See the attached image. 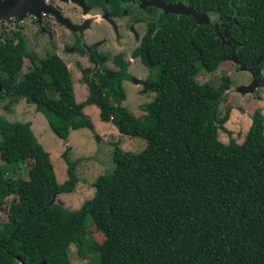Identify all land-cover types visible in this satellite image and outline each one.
<instances>
[{
  "label": "trees",
  "instance_id": "obj_1",
  "mask_svg": "<svg viewBox=\"0 0 264 264\" xmlns=\"http://www.w3.org/2000/svg\"><path fill=\"white\" fill-rule=\"evenodd\" d=\"M191 3L198 13L221 16L222 34L191 15H165L133 53L154 74L149 88L157 95L143 106L144 119L122 105L128 72L121 58L117 72L97 73L87 99L75 103L57 54L39 58L14 35L0 40L7 92H0V101L34 103L62 139L70 128L93 129L82 109L94 102L102 121L146 142L138 152L115 147L112 171L96 178L93 196L70 210L53 197L68 191L74 178L58 185L31 123L0 115V207L14 198L0 224V264H70V245L81 240L87 217L105 235L89 246L94 264H264V114L254 110L244 139L227 153L216 130L227 119L218 114L227 82L216 87L207 81L199 93L184 92L201 69L216 71L233 52L264 76V0ZM24 58L32 67L20 75ZM51 86L57 96L48 92ZM30 157L34 167L24 178L21 164Z\"/></svg>",
  "mask_w": 264,
  "mask_h": 264
},
{
  "label": "rangeland",
  "instance_id": "obj_2",
  "mask_svg": "<svg viewBox=\"0 0 264 264\" xmlns=\"http://www.w3.org/2000/svg\"><path fill=\"white\" fill-rule=\"evenodd\" d=\"M40 1L42 0H36L34 7L41 6ZM79 2V5H83L82 0H79ZM34 7L25 12L20 18L17 15L9 17L15 18L16 23L1 22L9 18L1 19L0 39L2 40V36L9 35L14 31L15 39L21 36L27 49L36 52L39 58H45L47 54H57L69 71L75 103L86 100L89 94V86L97 82L92 71L99 68L98 64L90 58L87 59V55L83 52L72 49L71 40L62 34L63 31L66 33L62 28L64 25L56 24L55 22L53 23L56 29L51 27V25L53 26L52 23H49L50 26L46 27L53 29L52 32L58 35V38L51 40L47 33L38 38L41 44L34 45L31 29L25 19L28 13L34 11ZM183 11H189V9L178 10V12ZM197 19L200 21L202 17L198 16ZM207 20L209 21L210 19ZM66 23V26L69 29L71 28V30L78 28L70 19H67ZM87 24L89 26L87 27L90 28L94 22L89 21ZM20 25L22 28H20ZM87 27L84 28L87 29ZM65 29L67 28L65 27ZM102 31V29L97 28V32ZM54 37L55 35H53ZM124 41L120 39L119 44H116V49L104 55L100 69L104 71L115 70L116 67L112 61L113 57L117 53H123L124 60L128 62V71L131 77L122 82L125 93L122 105L135 116L144 119L146 113L143 106L152 102L157 95L146 84L147 79L154 77V74L139 61V58L131 57L130 49L132 44L129 43L126 46ZM130 41L132 43L131 37ZM123 45L126 48L124 52L122 51ZM101 46H105L104 41ZM97 47V51L102 48L100 45H97ZM78 59L81 62H78ZM31 67L32 64L29 59L24 58L20 75L31 69ZM87 67L93 70L85 73L84 69ZM207 81L213 82L216 87L220 86L222 82H227V86L224 88L218 102L219 116L222 118L226 115L227 119L223 121L224 124L222 126L216 125V130L219 141L224 143L225 151L229 153L233 141L240 143L244 139L251 124V116L254 110L259 108L264 114V81L259 84L261 82L256 80V86L253 91L250 90L244 93L239 91L237 89L239 86L251 85L253 72L249 68L242 69L238 62L229 59L222 62L216 71L206 72L201 69L192 80L186 83L184 92L187 94L199 93ZM0 92L7 94L3 90L2 84ZM48 92L54 96L58 95L56 89L52 86L48 89ZM71 109L72 106L69 105L65 111H70ZM82 112L92 123L93 129L84 126L70 128L66 139H62L51 131L44 113L34 103L29 102L24 97H20L17 101H11L9 97L0 101V115L6 120L31 123V128L38 142L49 156L55 173V182L58 185H63L70 176L74 178L75 183L68 191L57 192L53 197L55 203L70 210L80 208L85 201L93 196V181L96 178L112 171L114 167L112 154L115 147L138 152L146 145L144 139L122 134L112 123L102 121L98 104L94 102L86 104ZM33 167L34 159L30 157L21 164L20 172L22 176L27 178V172ZM12 199H14L12 196L8 197L5 204L0 207V224L7 220V211ZM104 239L105 235L97 227L95 221L91 217H87L84 230L81 233V240L76 244L70 245V264H94L93 254L89 246L101 244Z\"/></svg>",
  "mask_w": 264,
  "mask_h": 264
},
{
  "label": "flooded vegetation",
  "instance_id": "obj_3",
  "mask_svg": "<svg viewBox=\"0 0 264 264\" xmlns=\"http://www.w3.org/2000/svg\"><path fill=\"white\" fill-rule=\"evenodd\" d=\"M82 2L83 5H79V0H42L40 1L42 4L41 6H33L34 11L25 16V19L28 21L27 24H29V28L32 32L31 36L33 38V44H41L40 39L38 38L47 33L49 39L56 40L58 35L52 32L53 29H56L53 22L64 25L62 28L66 33L63 31L62 34L71 40V48L83 52L87 55V59L90 58L94 60L99 66L98 69L94 70L87 67L84 69L85 73L93 70L92 74L94 76L97 73L112 75L119 70V66L116 63V59L119 57L127 64L128 72V77L123 79L122 82L131 77L128 71V62L124 60L123 53L121 52L114 55L112 61L116 69L112 71H104L100 69L103 64L104 55H106L107 52L116 49V44H119V40L122 39L125 40L124 42L126 46H128L129 43L132 44V48L130 49L131 57L139 58V61L143 64L140 57H134L133 53L142 46L145 40L150 38V33L153 34L155 30L161 26L165 15L172 13L177 18L181 15H191L197 24L212 23L215 25L219 34H222L223 30V20L221 16L216 20L211 13H198L194 9L191 0H82ZM186 8H193L202 19L198 21L193 14L178 12V10L180 11ZM206 18L210 20L208 21ZM67 19H70L78 28L72 30L71 28L69 29L66 26ZM89 21L94 22L90 28H88L89 26L87 24ZM1 22L16 23V19L11 17L8 20ZM49 23L53 24V26L51 25L53 28L52 30L46 27L50 26ZM65 27L68 30L65 29ZM84 27H87V29ZM20 28H22L21 25ZM97 28L102 29L103 31L97 32ZM127 34L129 35L127 36ZM13 35L14 31L9 35L2 36V41L6 40L7 37L11 39ZM53 35H55L54 38ZM130 37L132 38V43ZM58 41H60V39H58ZM103 41L105 43L104 47L101 46ZM91 45L93 46L89 47ZM97 45L102 47L99 51H97ZM125 45L122 46L123 52L126 50ZM78 62L81 61L78 59ZM254 77L261 82L259 84L263 83L264 76L254 73ZM152 79H154V77L147 79L146 84L148 87L149 80Z\"/></svg>",
  "mask_w": 264,
  "mask_h": 264
},
{
  "label": "water",
  "instance_id": "obj_4",
  "mask_svg": "<svg viewBox=\"0 0 264 264\" xmlns=\"http://www.w3.org/2000/svg\"><path fill=\"white\" fill-rule=\"evenodd\" d=\"M36 0H0V20L1 19H7L10 16H18L19 18L27 11L31 10L33 6L35 5ZM172 10V9H170ZM188 14H193L196 18L200 16L193 8H190L189 11H183ZM231 44L229 40H223V44ZM234 51V47H233ZM229 59L234 60L235 62H238L241 66L242 69L244 68H249L247 67L244 63H241L240 60L237 58L235 53L233 52L230 56ZM252 72L253 69L249 68ZM256 79L254 77V72H253V81L251 85H242L239 86L237 89L241 92H249L250 90L253 91L256 86ZM1 87V84H0Z\"/></svg>",
  "mask_w": 264,
  "mask_h": 264
}]
</instances>
